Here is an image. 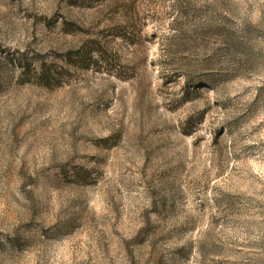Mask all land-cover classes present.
Returning a JSON list of instances; mask_svg holds the SVG:
<instances>
[{
	"label": "rangeland",
	"instance_id": "1",
	"mask_svg": "<svg viewBox=\"0 0 264 264\" xmlns=\"http://www.w3.org/2000/svg\"><path fill=\"white\" fill-rule=\"evenodd\" d=\"M188 3L0 0V264H264V0Z\"/></svg>",
	"mask_w": 264,
	"mask_h": 264
},
{
	"label": "trees",
	"instance_id": "2",
	"mask_svg": "<svg viewBox=\"0 0 264 264\" xmlns=\"http://www.w3.org/2000/svg\"><path fill=\"white\" fill-rule=\"evenodd\" d=\"M177 7H179V13H181V15L183 16L182 19L184 22L181 21L182 24L189 23V21H191L190 18L194 14L198 15L200 13L198 12L199 10H196L195 6H192L190 3H188V0H178ZM198 16L202 17V15H198ZM211 21L212 20L202 21V19H199L196 22L194 29L192 31L191 29L189 31H187L186 29L185 31L183 25L180 23L179 20H174L173 23L175 26L173 27L178 32L177 35L179 34L182 35L185 41L188 40V42L192 44L193 48L196 46H198L199 48L205 46L207 47V45H205L206 44L205 42L210 40L211 37L219 38L221 42H223V44L221 43V45L217 49V52H223V54L226 55V57L231 56V54L235 51L233 49L236 47V44L232 42L231 38L228 37L230 34L228 28L224 26L225 24L221 26L219 25L213 26ZM188 33H191V35H186ZM99 54L103 55L101 51H99ZM210 61L213 60L211 58L210 59L208 58L207 60L204 61L206 67L210 65L211 63Z\"/></svg>",
	"mask_w": 264,
	"mask_h": 264
}]
</instances>
